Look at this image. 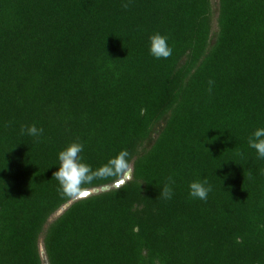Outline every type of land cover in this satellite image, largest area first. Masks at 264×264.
<instances>
[{
  "label": "trees",
  "instance_id": "trees-1",
  "mask_svg": "<svg viewBox=\"0 0 264 264\" xmlns=\"http://www.w3.org/2000/svg\"><path fill=\"white\" fill-rule=\"evenodd\" d=\"M261 126L264 0H0V264H264ZM73 142L93 170L127 152L132 177L49 222Z\"/></svg>",
  "mask_w": 264,
  "mask_h": 264
},
{
  "label": "clouds",
  "instance_id": "clouds-1",
  "mask_svg": "<svg viewBox=\"0 0 264 264\" xmlns=\"http://www.w3.org/2000/svg\"><path fill=\"white\" fill-rule=\"evenodd\" d=\"M124 7L126 8L127 5L125 4ZM148 52L155 60H167L171 57L173 49L168 44V38L157 33L149 37ZM20 131L21 134L35 138L42 136L44 132L43 128H38L35 124L22 127ZM248 147L255 151L258 160H264V126L255 128L250 134ZM83 151L82 143L73 142L58 153L59 166L53 178L58 182V191L62 198H79L83 191L82 185L91 184L96 179L123 175L128 171L127 152H121L101 168L93 170L83 161L80 155ZM174 184L175 180L169 177L159 196L165 200H171L174 195L172 187ZM188 187V195L191 199L204 202H207L209 193L213 190L207 179L193 181Z\"/></svg>",
  "mask_w": 264,
  "mask_h": 264
},
{
  "label": "water",
  "instance_id": "water-1",
  "mask_svg": "<svg viewBox=\"0 0 264 264\" xmlns=\"http://www.w3.org/2000/svg\"><path fill=\"white\" fill-rule=\"evenodd\" d=\"M131 177H132V172L129 170V171H127V173L124 174V176L119 181L114 183L112 186H106V187H103V188H100V189H92V190L82 191L80 196H79V198H73L69 203H67L64 207H62L60 209V213L62 214L70 205H72L73 203H75L77 201L89 198V197H91L93 195H97V194H100V193L108 192V191H110L112 189L121 188L122 186H124L131 179ZM41 258H42L43 261H46V258H45V255H44L43 251L41 252Z\"/></svg>",
  "mask_w": 264,
  "mask_h": 264
},
{
  "label": "rangeland",
  "instance_id": "rangeland-1",
  "mask_svg": "<svg viewBox=\"0 0 264 264\" xmlns=\"http://www.w3.org/2000/svg\"><path fill=\"white\" fill-rule=\"evenodd\" d=\"M60 214H61L60 211L57 212L54 216H52V217L50 218L49 222L53 221V220H54L55 218H57ZM42 251H43V249H42V246H41V252H42Z\"/></svg>",
  "mask_w": 264,
  "mask_h": 264
}]
</instances>
